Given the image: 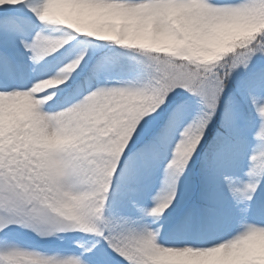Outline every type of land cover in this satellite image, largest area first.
I'll list each match as a JSON object with an SVG mask.
<instances>
[{"label": "snow or ice", "instance_id": "1", "mask_svg": "<svg viewBox=\"0 0 264 264\" xmlns=\"http://www.w3.org/2000/svg\"><path fill=\"white\" fill-rule=\"evenodd\" d=\"M0 264H264V0H0Z\"/></svg>", "mask_w": 264, "mask_h": 264}]
</instances>
